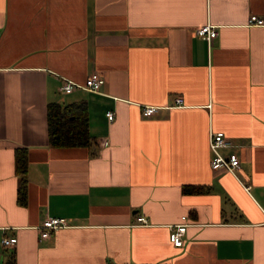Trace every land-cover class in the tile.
<instances>
[{
	"label": "crops",
	"instance_id": "1",
	"mask_svg": "<svg viewBox=\"0 0 264 264\" xmlns=\"http://www.w3.org/2000/svg\"><path fill=\"white\" fill-rule=\"evenodd\" d=\"M250 14L264 20V0H0V239L16 237L0 264H264V24ZM92 72L98 92L59 90ZM51 102L83 103L95 144L51 146ZM210 130L233 140L236 176L210 167ZM46 216L69 226L40 238Z\"/></svg>",
	"mask_w": 264,
	"mask_h": 264
},
{
	"label": "built area",
	"instance_id": "2",
	"mask_svg": "<svg viewBox=\"0 0 264 264\" xmlns=\"http://www.w3.org/2000/svg\"><path fill=\"white\" fill-rule=\"evenodd\" d=\"M248 22L251 24H264L263 18L257 16L256 14H250L248 18ZM195 33L201 36H205L206 38L210 39L216 35V29L214 26L210 25L209 23H205L201 26H198L195 29ZM62 82L59 85V90L64 93L71 92L74 88L79 87L83 89H87L90 91L98 92L101 84L103 83L104 79L100 76L97 72H92L86 76L83 83H77L71 79L62 77ZM183 99L181 96L176 95L173 97V103L169 105L170 107L173 106H180L182 105ZM160 106L154 104H143L140 105V112L142 116H151L153 115ZM106 115L109 120L113 119V112L107 111ZM208 145L210 149V167L212 169H223L234 176H236V172L239 169L240 162L239 157L236 152L230 150V148L234 145L233 140L230 136L225 134L223 131L220 130H210L208 134ZM262 213L264 214V207H261ZM186 218L185 215L181 216L182 221L176 224H172L169 226V240L173 246H181L183 244V235L186 229V223L184 219ZM135 222L144 224L146 223V218L144 215H137L135 217ZM69 226L68 220L64 216H46L43 221L37 226L39 231V237L45 238L49 235V232L53 229L59 227H66ZM16 241L15 236L11 235H4L0 239V244L2 246H10Z\"/></svg>",
	"mask_w": 264,
	"mask_h": 264
},
{
	"label": "trees",
	"instance_id": "3",
	"mask_svg": "<svg viewBox=\"0 0 264 264\" xmlns=\"http://www.w3.org/2000/svg\"><path fill=\"white\" fill-rule=\"evenodd\" d=\"M47 132L51 146L55 147H90L94 145V138L88 130L87 110L83 103L60 104L51 102L47 105ZM96 150L91 154L95 155ZM15 173L18 178L16 201L20 205L26 203L27 193V148L17 146L14 149ZM206 187L185 184L184 193L205 192ZM13 263V254H9L8 261L2 264Z\"/></svg>",
	"mask_w": 264,
	"mask_h": 264
},
{
	"label": "rangeland",
	"instance_id": "4",
	"mask_svg": "<svg viewBox=\"0 0 264 264\" xmlns=\"http://www.w3.org/2000/svg\"><path fill=\"white\" fill-rule=\"evenodd\" d=\"M0 251H2V249H1V244H0Z\"/></svg>",
	"mask_w": 264,
	"mask_h": 264
}]
</instances>
